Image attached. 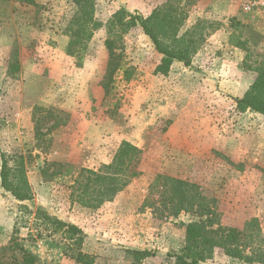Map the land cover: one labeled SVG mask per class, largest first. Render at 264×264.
I'll return each mask as SVG.
<instances>
[{
    "label": "rangeland",
    "instance_id": "obj_1",
    "mask_svg": "<svg viewBox=\"0 0 264 264\" xmlns=\"http://www.w3.org/2000/svg\"><path fill=\"white\" fill-rule=\"evenodd\" d=\"M164 1L100 0L96 17L106 23L122 7L147 17ZM36 2L0 5V145L6 155L23 157L33 192L32 201L21 203L0 191V254L18 229L40 263L80 264L62 232L35 217L43 209L83 231V252L95 264H131L128 250L154 252L144 264H174L186 226L201 218L195 212L161 216L159 175L197 185L214 201L222 226L244 230L256 219L264 235V117L237 110L256 73L242 69L247 52L229 41L236 18L246 27L249 62L261 60L264 0H194L187 27L198 20L221 26L190 67L175 63L166 77L154 75L161 56L141 29L115 33L131 74L129 80L118 74L110 97L100 85L106 29L96 32L80 62L67 55L71 0ZM45 109L68 123L47 133L54 120ZM123 141L141 149L140 175L99 209L73 202L70 187L80 171L110 164ZM208 264L244 263L218 249Z\"/></svg>",
    "mask_w": 264,
    "mask_h": 264
},
{
    "label": "trees",
    "instance_id": "obj_2",
    "mask_svg": "<svg viewBox=\"0 0 264 264\" xmlns=\"http://www.w3.org/2000/svg\"><path fill=\"white\" fill-rule=\"evenodd\" d=\"M18 1L23 5L37 7L36 0H0L5 2ZM100 0H71L75 13L70 20L69 43L67 55L82 62L96 32L106 29L109 36L104 41L108 61L101 87L105 97H110L116 88V77L123 73L130 79L131 69L127 67L124 55L119 52L120 42L113 35L128 34L135 28L141 29L150 40L155 51L161 56L154 75L166 77L175 63L186 67L192 65L194 57L204 45L208 35L220 28V23L198 20L187 27L189 21L188 7L194 0H165L147 17L135 14L125 7L120 8L112 17L103 23L96 17L97 4ZM232 30L230 44L247 52L242 69L245 72H255L256 78L244 96L236 100L237 110L241 113L252 112L264 117V56L255 63L249 62L250 41L245 38V25L236 18L230 19ZM255 64V65H254ZM14 71L18 67H13ZM50 120L54 122L47 133L65 126L69 118H62L50 109H45ZM41 121L36 123V139L43 141ZM142 151L134 144L123 141L110 164L103 165L98 171L82 169L71 185V199L82 207L99 209L105 203L112 201L123 191L132 179L140 175ZM156 185L161 186L163 211L161 216H178L182 212H195L201 218L186 226L185 245L174 258V264H208L214 258L216 251L221 250L227 257L239 260L244 264H264V235L256 219L251 220L244 230L235 227H224L219 221V214L213 209L214 201L208 200L199 193V187L182 180L157 176ZM0 191L13 199L24 203L32 201L33 192L28 181L24 159L22 156H9L3 153L0 145ZM20 209L30 214L26 206ZM35 217L54 226L62 232L68 242V252L71 258L80 264H95L94 257L83 252L85 234L75 225H70L43 209H38ZM11 239L8 247L0 254V264H42L17 236ZM8 256V257H7ZM127 256L131 264H144L155 256L150 250H128ZM12 258V263L4 258ZM18 257H20V262Z\"/></svg>",
    "mask_w": 264,
    "mask_h": 264
}]
</instances>
